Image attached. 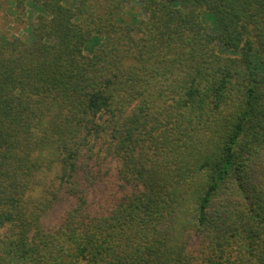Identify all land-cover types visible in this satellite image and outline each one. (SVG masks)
Listing matches in <instances>:
<instances>
[{"label": "trees", "instance_id": "trees-1", "mask_svg": "<svg viewBox=\"0 0 264 264\" xmlns=\"http://www.w3.org/2000/svg\"><path fill=\"white\" fill-rule=\"evenodd\" d=\"M134 1L14 0L0 264H264V0Z\"/></svg>", "mask_w": 264, "mask_h": 264}, {"label": "rangeland", "instance_id": "rangeland-1", "mask_svg": "<svg viewBox=\"0 0 264 264\" xmlns=\"http://www.w3.org/2000/svg\"><path fill=\"white\" fill-rule=\"evenodd\" d=\"M14 0H0V34H4L7 36L16 35L20 38H27L29 35V26H32L36 20V14L31 16L27 12L20 11V9H16L14 5ZM130 12L134 14H139V8L136 6L134 0H131L129 5L127 6ZM125 20L129 21L128 13L125 15ZM89 52L85 51L87 55ZM110 165V169L113 171L116 162L113 159H109L105 164ZM111 172V171H110ZM49 180L48 176H42L37 184L33 187L30 195L32 197H37L46 186V181ZM94 191L97 195H100L105 191V186L101 185L99 187H94ZM69 207V202L64 201L55 206L51 215L47 219V222L50 224H54L58 221L63 211H65Z\"/></svg>", "mask_w": 264, "mask_h": 264}]
</instances>
